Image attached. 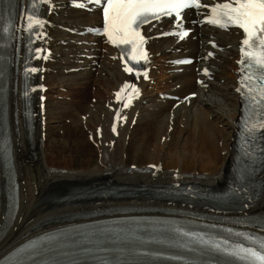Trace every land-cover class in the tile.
Masks as SVG:
<instances>
[{"label":"bare ground","instance_id":"bare-ground-1","mask_svg":"<svg viewBox=\"0 0 264 264\" xmlns=\"http://www.w3.org/2000/svg\"><path fill=\"white\" fill-rule=\"evenodd\" d=\"M201 2L204 8L199 11L200 14L192 11L183 13L179 28L176 27L175 17L161 19L143 28L148 58L139 75L124 72L121 57L104 38L87 35V28L100 19L99 8L93 7L87 0H49L44 4L42 13L45 23L40 29L43 36L37 41V48L41 52L35 60L37 71L34 74L38 85L34 100L37 109L30 141L26 138L21 116L19 88L15 93L14 87H11L8 102L14 164L19 183V206L14 221L0 241V257L26 238L69 223L54 222L53 219L75 212L110 207L190 209L226 216L264 212V169L259 178L262 187L258 199L239 214L168 204L144 196L119 201H81L77 205L56 203L51 197L60 187L97 180L169 186L190 183L210 189L227 185L236 156L234 145L240 116V93L236 89L239 87L237 62L240 60L241 36L239 29L234 27L222 30L201 23L207 18L204 13L210 15V7L220 1ZM77 4L85 6L77 7ZM54 11L57 12L56 16L53 15ZM187 30L191 32L183 39L179 35L164 37L170 31ZM188 57L195 59L194 64H172L176 59ZM156 74H162L160 87L153 82ZM14 80L12 71V82ZM49 82L60 88L73 84L71 103L60 96L51 100L46 97L42 110L39 98L50 91ZM130 82L138 85V94L131 95L129 88L124 87ZM147 83L149 94L143 92ZM39 84L47 86L42 94ZM95 86L102 94L96 91L93 93L97 97L95 102H86L84 99L90 92L86 96L84 92ZM156 89L161 93H155ZM78 93L83 94L84 99L81 96L73 97ZM117 93L120 94L119 99ZM188 95L194 97L187 98ZM170 97L178 100H171ZM49 104L54 107L53 114ZM15 111L18 113L17 119L13 115ZM118 111L120 116L113 131L114 117ZM50 119L58 124L55 129L50 125ZM193 121L200 122L199 130L192 128L193 131H190L186 126V122ZM133 123L135 126L130 127ZM141 125L146 126L147 130L139 135L136 126ZM196 131L199 132L194 133ZM63 132L81 151L91 147L92 140L95 151L101 155L98 165L82 170L54 167ZM126 138L136 142L142 152L146 162L141 166H126ZM174 142H179L180 148L172 147ZM207 149L209 154L206 153ZM2 218L3 212L0 221ZM48 219H51L50 222L31 229Z\"/></svg>","mask_w":264,"mask_h":264},{"label":"snow or ice","instance_id":"snow-or-ice-1","mask_svg":"<svg viewBox=\"0 0 264 264\" xmlns=\"http://www.w3.org/2000/svg\"><path fill=\"white\" fill-rule=\"evenodd\" d=\"M44 3H49V0H32L31 9L27 16L28 23L25 31L37 35L38 38L42 37L43 33L37 32L36 27H43L44 21L39 18L34 19V17L38 16L39 7ZM87 3L102 5L103 0H87ZM76 6L84 7L85 4H77ZM202 7L201 0H106V5H103V34L107 36L108 42L117 46L131 45L132 55L129 56V59L136 60L137 56H143L146 59V54L141 48L144 37L140 31L144 24L151 23L152 20H160L162 17H172L175 14L176 27L179 28L183 22L182 13L184 10L195 8L198 10L197 14H200L199 10ZM209 11L210 15L204 13L207 19L201 23H207L222 30H229L233 27L242 30L244 38L239 47L241 59L237 62L240 65L241 78L238 81L240 87L236 91L244 98L248 109V113L242 118L243 130L247 134L246 138L255 139L256 133L264 129V0L218 2L211 6ZM97 34L100 33L97 32ZM169 34L179 35L183 39L189 33L184 31ZM35 51L37 58H39L38 54L41 50L36 49ZM126 51L127 49H122V52ZM209 55L212 54L209 53ZM184 62L190 61H177V63ZM36 71V68L31 69V72ZM124 71L132 72L133 69L125 67ZM205 74H207L206 70ZM144 75L147 78V74ZM124 87H130V85L125 84ZM133 92L138 94V89L133 87ZM24 95L27 96L28 93L25 92ZM116 95L119 99L120 94L117 93ZM253 114L256 116V120L250 124ZM113 131H115V126H113ZM262 138H264V133H262ZM260 227L264 228V225H260ZM174 231L179 236L187 237L197 247L185 242H177L174 245L169 241H161V243L188 251L198 250L201 254L215 253L230 258L236 264H264V236L244 232L231 233L229 230L230 234L241 237L247 242L246 244H230L227 239L217 242L202 236L197 237L180 229ZM48 251L57 250L48 249ZM83 251L90 250L83 249ZM26 252L29 256H35L39 254L40 249L35 244L18 248L5 257L3 261H0V264H24L21 254ZM140 254L148 255L149 253ZM165 259L192 264L179 255L165 257ZM44 264H81V262L76 260L61 262L53 258L51 262L45 261ZM95 264H114V262L107 258H99ZM118 264H128V262L119 261ZM137 264H142V262H137Z\"/></svg>","mask_w":264,"mask_h":264},{"label":"rangeland","instance_id":"rangeland-1","mask_svg":"<svg viewBox=\"0 0 264 264\" xmlns=\"http://www.w3.org/2000/svg\"><path fill=\"white\" fill-rule=\"evenodd\" d=\"M57 12L54 11L53 12V15L56 16ZM161 75L162 74H156L154 76V80L153 82L155 84H157L156 86L157 87H160L161 86V83H162V78H161ZM160 76V77H158ZM161 78V79H160ZM160 79V80H159ZM157 82V83H156ZM52 82H49V86H50V91L46 92L47 94H45V97H47L48 99H53L55 96H60L62 100H65L66 102L68 103H71V101L69 102L70 100V94H71V89L73 87H75L73 84L71 85H66L65 88H60V87H57V85H53ZM86 85V83H85ZM148 83L146 84V86L144 87L143 89V92L144 93H148L149 94V91H150V87ZM88 86V85H87ZM53 87V88H51ZM57 89H56V88ZM70 87V88H69ZM99 87V85H98ZM93 88V89H92ZM96 89V90H95ZM99 88H97L96 86L95 87H91L90 89H88L86 92H84V95L86 96L89 92V95H87L84 99V95L83 94H74L73 97L76 96V98H83L86 102L90 101V103H94L95 102V98H97L94 94L96 93V91L99 93V94H102V91L98 90ZM55 90V91H53ZM94 90V91H93ZM81 92V91H79ZM160 92V90L156 89L155 90V93H158ZM82 93V92H81ZM94 93V94H93ZM161 93V92H160ZM69 94V95H68ZM83 95V96H82ZM72 97V98H73ZM160 97V96H159ZM58 99V98H57ZM49 108H50V112L53 114L54 112V107H51V104H49ZM61 117V116H60ZM54 119H50V125H52L55 129V127L58 125V124H55ZM138 120H141V118H139ZM53 121V122H52ZM65 122V121H64ZM70 122V121H68ZM197 122V123H196ZM225 122V121H224ZM223 122V123H224ZM191 124H193L191 126ZM196 124H198L196 126ZM200 122L199 121H193L191 123H188L186 122V126L189 128L190 131H193V129H198L200 128ZM135 124L133 123L130 127H134ZM144 128V129H143ZM219 128L221 129V126H219ZM180 129H183L182 127H180ZM63 130V129H62ZM62 130H61V133H62ZM136 130L138 132L139 135H141L143 133V130H147L146 126L144 125H141L140 127H137L136 126ZM64 131V130H63ZM142 132V133H141ZM199 131H196L194 133H198ZM63 140L61 138V141H60V144H59V150H58V154L56 155L57 156V163L54 162L53 163V166L54 167H57L59 166L60 168H63V169H70L71 170H82V169H90V168H94L95 166L98 165V161L100 160V157L101 155H99L96 151H95V146L91 140V147L89 148H86L85 150H78L77 147H75V143L73 142V140L69 139L66 137L65 133L63 132ZM64 143V144H63ZM74 143V144H73ZM129 143V144H128ZM64 146H63V145ZM126 148H127V159H126V166L127 167H138V166H141V164H144L146 162V160H144L143 158V155H142V152L139 151V148L137 147L136 145V142H133V141H130V140H127L126 138ZM181 144L179 142H174L172 143V147H176V146H180ZM190 145V143L188 144ZM76 148V149H75ZM93 148V149H92ZM180 148V147H179ZM25 149L27 150V145H25ZM212 151V150H211ZM80 153V154H79ZM206 153L209 154V149L206 150ZM82 155V156H81ZM65 159V160H64ZM63 160H64V164H63ZM144 160V161H143ZM51 162V163H52ZM61 163V165H60ZM143 166V165H142ZM65 167V168H64Z\"/></svg>","mask_w":264,"mask_h":264}]
</instances>
